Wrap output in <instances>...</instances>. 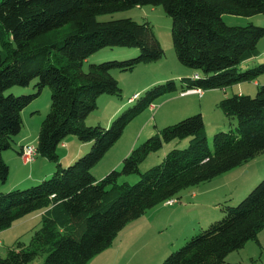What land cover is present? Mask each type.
I'll return each instance as SVG.
<instances>
[{
  "label": "trees",
  "instance_id": "obj_1",
  "mask_svg": "<svg viewBox=\"0 0 264 264\" xmlns=\"http://www.w3.org/2000/svg\"><path fill=\"white\" fill-rule=\"evenodd\" d=\"M144 5L162 7L171 19L177 60L193 75L180 80V90L169 80L129 101L133 95L128 99L133 105L108 127L86 126L99 96L121 97L113 72L132 71L164 55L149 23L96 19ZM225 14H264V0L0 1V181L8 177L9 166L2 153L12 148L22 130L21 113L45 88L51 93L50 107L41 122L36 148L39 156L55 165L52 175L36 185L0 193V232L32 214L38 219L29 244L16 241L0 264H30L41 257L42 264H87L147 210L264 153V85H256L254 96L233 94L218 103L231 128L215 133L211 148L204 120L197 114L158 129L132 147L119 171L100 180L91 172L127 125L146 109L154 110L151 105L160 97L177 90L223 89L264 74V63L239 72L241 63L259 55L264 27L228 26L222 19ZM107 48H126L138 54L122 61L89 63L83 69L91 56ZM33 81L35 91L30 95L6 94ZM68 136L89 143L90 149L64 167L57 148ZM183 139H189L186 148L168 151L159 164L140 172L149 155L166 143ZM132 175L138 176L133 185L119 183L121 177ZM219 210L220 220L200 229L161 264H233L227 261L229 254L250 241L259 246L257 237L264 229V179L237 205L224 202Z\"/></svg>",
  "mask_w": 264,
  "mask_h": 264
},
{
  "label": "rangeland",
  "instance_id": "obj_2",
  "mask_svg": "<svg viewBox=\"0 0 264 264\" xmlns=\"http://www.w3.org/2000/svg\"><path fill=\"white\" fill-rule=\"evenodd\" d=\"M96 19L98 22L131 19L137 23H149L153 27V32L164 51V55L159 61L139 66L132 71L113 72V77L117 80L122 90V95L120 98L107 94L99 96L97 108L85 120L86 126L101 125L108 127L112 119H115L125 109L133 105L128 102V99L135 93L142 96L150 87L169 80H173L180 90V80L189 77V74L191 75V69L181 65L177 60L171 40V19L164 13L162 7L136 6L124 11L99 15ZM222 19L228 26L252 24L264 27V14H257L251 17L225 14ZM6 38L11 39L9 36H6ZM258 49L259 55L241 63L239 72H244L264 63V38L259 42ZM137 54V51L126 48H107L91 56L88 60L89 62L83 65V69L86 70L89 63H100L110 60L122 61L134 58ZM34 83L35 81L26 88H12L6 94L10 93L14 96L30 95L35 91L33 88ZM256 85H264V74L259 75L255 81L242 82L223 89L205 91V96L202 100L199 99L201 95L197 94L199 97L195 96L192 105L194 107L193 110L191 112L189 110L188 112H182L178 116H173L172 113L174 109L181 105L179 103L182 100L179 99L169 100L163 110L161 109L160 113L158 111L161 107L159 105L160 102L165 98L177 97L179 90L160 97L151 105L154 109L156 108L155 111H151L148 108L127 125L119 140L101 161L91 169L93 176L96 175V178L100 177L97 178L100 180L113 170L119 171L123 159L130 152L131 145L134 143V147L142 144L157 132L154 128L161 129L197 114H200L204 120L205 136L211 148L213 135L219 131H228L231 128L229 120L218 108V103L233 94L254 96ZM50 98V90L45 88L41 95L28 107L27 113L24 115L25 122L20 134L15 138L12 148L3 152V155L13 154L17 157L19 150L18 141L24 137H26L25 142L36 146L41 122L49 111ZM164 110L167 114L165 117L168 116L165 120L163 119ZM31 111H33L32 115L30 114ZM234 126L235 122H233L232 128ZM67 138L77 140L74 136H68ZM188 140L183 139L164 144L158 152L149 155L145 159L139 167L140 172H144L150 167L159 164L168 151L174 148H186ZM62 143L57 148V153L60 157L64 155V148H61ZM89 149L90 146L80 154V157L88 152ZM38 158L43 157L38 156ZM61 162L64 167H67L74 161L63 158ZM51 164L54 166V170H51L47 178L55 171V165ZM9 166L10 171L6 182L2 183L0 181V193H6L17 188L21 190L27 189L38 183L28 181L22 186L14 184L19 178L18 176H21V171L29 175L32 163L24 164L20 158L18 164H9ZM263 179L264 153L250 160L247 164L224 173L209 182L181 191L173 199L175 203L171 206H165L162 203L147 210L140 218L130 221L113 239L111 245L93 257L87 264H161L170 253L178 250L192 236L199 233L200 229H206L210 223L221 219L220 204L225 202L231 206L237 205ZM124 181L133 185L138 181V176L132 175L119 179V183ZM192 194H197V197L191 198ZM36 228H38L37 215L32 214L16 222L11 229L0 232V258L5 257L8 247L13 246L16 241H20L25 245L29 244L32 231ZM251 257H253L252 261ZM43 259L42 257L38 258L30 264H42ZM227 261L241 262L242 264H264V247H260L255 242L250 241L243 253L240 251L233 252L227 256Z\"/></svg>",
  "mask_w": 264,
  "mask_h": 264
},
{
  "label": "crops",
  "instance_id": "obj_3",
  "mask_svg": "<svg viewBox=\"0 0 264 264\" xmlns=\"http://www.w3.org/2000/svg\"><path fill=\"white\" fill-rule=\"evenodd\" d=\"M193 75V72L191 73V75L189 74V77H191ZM255 84H257L256 82H254ZM135 94H138V93H135ZM134 94V95H135ZM195 96L199 97L197 94H194V93H179V95L176 97V96H173V97H169V98H165L163 99L161 102H160V110L158 111V113H160L161 109L163 110V108L166 106V102H168L169 100H173V99H179V100H182L179 104V105L176 109H174V112L172 113V115L174 116H178L180 115L182 112H191L193 110V101L195 99ZM205 96V93H202L201 96L199 97V99H203ZM169 104V103H168ZM167 104V105H168ZM30 106V105H29ZM28 106V107H29ZM27 108H25L21 115H22V120H23V123L25 122V113H27ZM156 108L154 110H151V111H155ZM33 111H31V115H32ZM163 116L165 117L166 114V111L164 110L163 111ZM29 118H31L29 116V114H27ZM159 115V114H157ZM163 119L165 120L167 117H165ZM160 119H161V115H160ZM157 120V119H155ZM162 120V119H161ZM147 127V125H146ZM155 130H158V128H154ZM26 139V137L22 138L21 140L18 141V144H19V150L17 152V157L14 156L13 154H5L3 155L2 154V158L4 160V162L7 164L8 163V166L9 164H14V163H17L20 162V151H21V148L24 146V145H27L29 144V142H25L24 140ZM76 139V138H75ZM134 144V143H133ZM133 144L131 145L130 147V150L132 149L133 147ZM90 146L89 143H80L78 140H73V139H70V138H67L65 142L62 143V146L61 148H64V155H62L60 157V163L62 164L61 160L63 158L67 159V160H72L74 161L75 159H77L80 154H82L84 152V150L86 148H88ZM59 155V154H58ZM39 156V155H38ZM38 156L35 158L34 162L32 163V166L30 167L29 169V175H26L24 174L23 171H21V176H18L19 178L17 179V181L14 183L15 185L16 184H20L21 186L23 184H25V182H39L41 181L42 179L44 178H47V175L49 173H51V170L53 171L54 170V166L45 158H38ZM60 156V155H59ZM62 158V159H61ZM71 162V161H70ZM17 168V166H16ZM9 171H10V166H9ZM16 171H18L16 169ZM96 175H94L95 177ZM96 178V177H95ZM97 178H100V177H97ZM96 178V179H97ZM19 186V185H18ZM17 187V186H16ZM14 187V188H16ZM13 188V187H12ZM197 197V194H192L191 195V198H196ZM166 206V205H165ZM36 215V214H35ZM11 229V228H9ZM258 242H259V246L260 247H264V229L258 234ZM249 243V242H248ZM248 243L245 244V246L240 250V252L243 253V251H245ZM252 258L251 257V261H252ZM230 263H233V264H237V263H240L242 264L241 262H230Z\"/></svg>",
  "mask_w": 264,
  "mask_h": 264
},
{
  "label": "built area",
  "instance_id": "obj_4",
  "mask_svg": "<svg viewBox=\"0 0 264 264\" xmlns=\"http://www.w3.org/2000/svg\"><path fill=\"white\" fill-rule=\"evenodd\" d=\"M196 77V75H195ZM185 93H194V94H198V95H201L202 92L199 91V90H189ZM137 97V95H134L129 101H132L133 99H135ZM153 108V107H151ZM38 156V151H37V148L36 146L32 145V144H27V145H24L22 148H21V151H20V158L22 159V162L24 164H30V163H33L35 158ZM175 203V201L173 199H170L168 201H166L164 203V205H167V206H171Z\"/></svg>",
  "mask_w": 264,
  "mask_h": 264
}]
</instances>
